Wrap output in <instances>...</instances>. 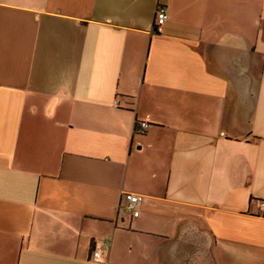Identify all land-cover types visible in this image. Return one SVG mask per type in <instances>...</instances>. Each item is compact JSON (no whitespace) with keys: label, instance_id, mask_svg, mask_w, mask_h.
<instances>
[{"label":"crops","instance_id":"1","mask_svg":"<svg viewBox=\"0 0 264 264\" xmlns=\"http://www.w3.org/2000/svg\"><path fill=\"white\" fill-rule=\"evenodd\" d=\"M262 198L264 0H0V264H264Z\"/></svg>","mask_w":264,"mask_h":264},{"label":"built area","instance_id":"2","mask_svg":"<svg viewBox=\"0 0 264 264\" xmlns=\"http://www.w3.org/2000/svg\"><path fill=\"white\" fill-rule=\"evenodd\" d=\"M168 17L166 7L164 5H159L156 9L154 18V30L160 31L162 25ZM149 124L147 122H140L136 125V130L144 131V129ZM124 197L126 199L125 208L132 213L133 216L138 215L137 205L143 200V196L136 193H125ZM259 215L264 217V198L259 200L258 203ZM110 245L109 240H95L93 242V250L91 252V259L94 261L101 260V254L103 250H106Z\"/></svg>","mask_w":264,"mask_h":264}]
</instances>
